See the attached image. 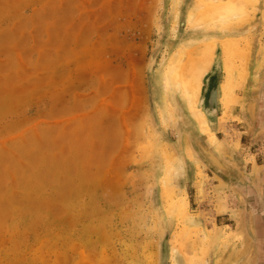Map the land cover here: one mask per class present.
Instances as JSON below:
<instances>
[{"label":"rangeland","instance_id":"374dc122","mask_svg":"<svg viewBox=\"0 0 264 264\" xmlns=\"http://www.w3.org/2000/svg\"><path fill=\"white\" fill-rule=\"evenodd\" d=\"M227 39L247 76L220 124ZM163 259L264 264V0H0V264Z\"/></svg>","mask_w":264,"mask_h":264},{"label":"bare ground","instance_id":"6f19581e","mask_svg":"<svg viewBox=\"0 0 264 264\" xmlns=\"http://www.w3.org/2000/svg\"><path fill=\"white\" fill-rule=\"evenodd\" d=\"M221 46H222L221 49L224 53L223 54V56H224L223 67H224V71H225L226 75L224 77V80H222V83H220L221 85L219 86L221 89V93H222L221 98H220V103H219L221 105V109H222V116L220 117V124L225 123L224 121H226V119H228L229 111H230L231 106L233 105V103L235 101V97L231 96L232 90H233L234 84H235V76L237 75V77L239 79L238 80L239 86L243 85L245 77L247 76V69H246V66H247L246 64H247V59H248V49L247 48L249 47L248 43L243 42L240 45L239 42L234 41L233 39L224 40V42H222ZM210 47L213 49L214 45H212ZM210 61H212V59H210ZM198 76H199V74L197 75V77ZM197 77H195V78H197ZM199 77L201 78V76H199ZM200 78L195 84H192L193 82L192 83H184V81H181L179 78H177V79L174 78L173 81H174L177 89H179L182 92V94L184 95V98L186 99V102L188 104V108H189L190 114L192 116V119H194L196 121L197 125L199 126V133L206 138V140L210 146H213L216 148V146L218 145V139H217L215 133L210 128L209 121L207 120L204 112L200 108H198V106L196 105V102L198 99V94L200 91V85H201L200 84L201 83ZM163 105H164V107L162 106L163 107L162 112H164L165 107H166L165 103H163ZM188 156L190 158H192V155L190 153H188ZM196 166H197L198 171L200 173V174H198V176L200 178V180L198 181V189H199V191H202L201 188H203L204 181H206V178L204 176H202L201 171H203V170H202L201 166L198 164H196ZM171 170H175V171L180 170L179 162L172 163L170 165L169 171H171ZM171 204L176 205V203H172V202H171ZM179 205H178L179 207H178V211H177V216L179 217L181 222L187 221V222H190V224L192 223L194 225V223H193L194 221L190 218V215L188 213L189 209L187 207V204L182 203Z\"/></svg>","mask_w":264,"mask_h":264},{"label":"water","instance_id":"95a60500","mask_svg":"<svg viewBox=\"0 0 264 264\" xmlns=\"http://www.w3.org/2000/svg\"><path fill=\"white\" fill-rule=\"evenodd\" d=\"M184 22H181V25H183ZM161 48V43H158L156 45V47L151 51L150 56H149V60H148V66L150 67L152 65V63L155 60V57L158 53V51ZM219 80L217 79V77H214L212 79V82L210 84V88L208 90V93L204 96H202V101H203V111L207 114H212L213 112L216 111V109L218 108V103H217V98H218V84ZM165 259L162 260V264H165Z\"/></svg>","mask_w":264,"mask_h":264},{"label":"flooded vegetation","instance_id":"af4514ba","mask_svg":"<svg viewBox=\"0 0 264 264\" xmlns=\"http://www.w3.org/2000/svg\"><path fill=\"white\" fill-rule=\"evenodd\" d=\"M257 206H258V204H257ZM257 210V209H256ZM258 221V220H257ZM257 223H259V221L257 222Z\"/></svg>","mask_w":264,"mask_h":264}]
</instances>
